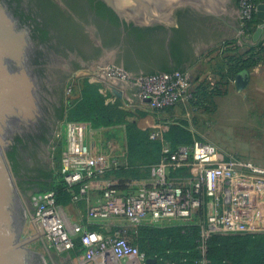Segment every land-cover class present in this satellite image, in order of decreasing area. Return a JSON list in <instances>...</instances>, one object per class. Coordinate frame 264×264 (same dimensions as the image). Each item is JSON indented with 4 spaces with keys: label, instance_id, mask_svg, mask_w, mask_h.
Instances as JSON below:
<instances>
[{
    "label": "built area",
    "instance_id": "1",
    "mask_svg": "<svg viewBox=\"0 0 264 264\" xmlns=\"http://www.w3.org/2000/svg\"><path fill=\"white\" fill-rule=\"evenodd\" d=\"M258 6L254 0H238V42L253 34L249 25ZM93 74L100 81L106 78L138 87L140 100L153 115L160 116L169 108L183 107L187 115L196 111L198 83L188 70L136 76L117 65L104 64ZM67 95L68 106L80 97L76 81L68 84ZM97 131L88 122L65 118L53 150L52 182L63 185L72 203L86 205L85 220L69 222L55 188L33 197L34 217L44 228L49 247L59 255L76 251L80 243L79 264H147L152 260L131 243L116 221L156 228L197 223L202 229L203 264H209L204 251L211 236L264 232V167L238 155L219 159L215 145L195 139L176 149L164 146L161 161L152 167L153 179L123 194L105 177L121 165V157L112 145L110 153L104 152ZM161 138V131L151 136ZM59 146L63 149L56 161ZM94 194L98 195L95 202Z\"/></svg>",
    "mask_w": 264,
    "mask_h": 264
},
{
    "label": "flooded vegetation",
    "instance_id": "2",
    "mask_svg": "<svg viewBox=\"0 0 264 264\" xmlns=\"http://www.w3.org/2000/svg\"><path fill=\"white\" fill-rule=\"evenodd\" d=\"M114 14L103 0H0L1 29L13 30L24 41L20 53L17 48L3 59L10 102L0 120V163L15 193V212L25 224L34 217V195L51 180L72 75L110 62L136 75L161 74L180 59L194 60L199 49L220 43L236 28L226 13L212 17L183 6L165 30L140 37L131 32L138 26L118 16L115 24ZM179 24L192 51L176 61L171 28Z\"/></svg>",
    "mask_w": 264,
    "mask_h": 264
},
{
    "label": "trees",
    "instance_id": "3",
    "mask_svg": "<svg viewBox=\"0 0 264 264\" xmlns=\"http://www.w3.org/2000/svg\"><path fill=\"white\" fill-rule=\"evenodd\" d=\"M257 5L264 4V0H254ZM112 12V11H111ZM256 16L249 25L250 32L253 33L258 26L256 22ZM113 22L117 24L118 17L113 15ZM133 27V25H132ZM160 30H165L164 26L154 27H133L132 33H136L138 36H144L147 33H152ZM172 41H171V54L177 61L180 55H186V52H191V46L187 39L186 28L180 24L171 28ZM226 52L237 51L236 41H230L225 44ZM237 53V52H236ZM235 53V54H236ZM181 58V57H180ZM225 66L227 74L219 72L215 77L216 83L212 81H197L196 87V102L193 103L196 107V111H200L205 108L208 103L206 101V95L209 92L216 89V85L224 86L227 83V78L241 73L249 75L253 68L257 67L264 60V46L259 45L256 48L251 49L250 52L244 53L242 57H225ZM194 60H182L178 61V65L171 69H164L163 73H170L175 71H186L193 64ZM188 63V64H185ZM126 71L133 73L132 70L126 69ZM134 74V73H133ZM160 73H150L145 76L158 75ZM136 75V74H135ZM77 85V93L80 97L73 102L70 106V115L72 110L77 106L84 103V84ZM83 87V89H81ZM100 106L105 105L101 100ZM86 109L89 112L90 117L84 118H70L69 121L90 122L93 124V128L96 130L104 126L112 125L111 118L101 117V121L96 120L95 108L92 104L86 101ZM176 110L175 108H169L165 112L171 113ZM183 115H185V109L183 107L177 108ZM195 111V112H196ZM194 113V112H193ZM89 120V121H88ZM103 120V121H102ZM101 123V124H100ZM103 123V124H102ZM126 158L125 165H120L116 168L110 169L105 177L115 183L114 188L119 191H126L128 186L135 182L145 180L149 177L152 167L157 165L162 158L163 147L166 143L172 149H176L182 145H190L195 141V136L190 130L183 125H169L164 124L161 120V116H156L150 112L140 111L138 114V122L126 123ZM186 125V123H185ZM156 131H161V139H151V136ZM62 146L56 149L55 159L58 161L61 155ZM55 188L57 190L58 204L65 206L64 202H70L69 195L64 191L62 184L55 185L51 180L49 183L43 186V191H47ZM144 229L145 239L141 242L140 251L146 255L148 259L156 260L157 264H203L202 263V251L199 249L201 236V226L199 224L191 223L186 228L178 225L169 227L156 228L150 226H137ZM94 229V228H93ZM262 233L234 235L247 238H256ZM254 238V239H255ZM130 240V239H129ZM131 241V240H130ZM132 243V242H131ZM148 243V245H147ZM133 244V243H132ZM135 245V244H133ZM222 245V238L219 234H215L205 241V260L209 264H264V238L252 240V242H245L241 244L240 251L233 254L229 249H220ZM136 246V245H135ZM80 243H77V250L80 249ZM82 251H80L81 253Z\"/></svg>",
    "mask_w": 264,
    "mask_h": 264
},
{
    "label": "rangeland",
    "instance_id": "4",
    "mask_svg": "<svg viewBox=\"0 0 264 264\" xmlns=\"http://www.w3.org/2000/svg\"><path fill=\"white\" fill-rule=\"evenodd\" d=\"M237 15L239 20L238 0ZM243 54L239 50L227 52L228 57H242ZM96 69H98V66L82 69L72 75L71 79H68L69 81H76L78 85L82 84L83 86L84 84V103L82 106L79 105L74 108L72 115L69 113L70 105L68 106L65 103L64 118H67L68 115L70 118L79 119L81 116L89 118L90 115L86 109V101H88L95 108L96 120L101 121V117L106 116L108 119L110 117L112 121V125L97 129L103 137L104 152L110 153V143L113 146L117 145L120 152L121 148L126 145V123H136L138 122L140 111H150L142 107L141 103L137 104V102H132L130 99L127 100L120 92L121 87L119 84H112V81L106 78H102L101 81L97 80L93 74ZM250 76L246 85L237 83L236 75L231 76L230 82L226 87L225 85H216V89L212 88L214 91H210L206 95L205 98L208 105L205 108L188 116L181 115L180 111H172L166 117L161 115L162 122L169 125H183L192 132L196 140L212 143L219 149V159L226 154L238 155L245 160H251L264 167V91L260 90V88H264V79H255L252 75ZM101 100L104 101L105 105H99ZM90 125L93 128V124L90 123ZM164 146H169V144L166 143ZM151 179L153 177L150 173L147 179L135 181L133 182L135 184L131 183L126 191L121 192L123 194L133 192L140 185L149 183ZM63 204L69 214L85 217V210L80 205L71 201H63ZM116 223L126 231L127 238L141 248V242L145 239V228L130 226L125 223H119V221H116ZM177 225L186 228L184 226L189 225V223ZM36 234L37 229L31 221H28L21 233V239L25 240ZM219 235L222 238V245L219 248L229 249L233 254L240 251L241 244L264 238V232L260 236L254 237L255 239L227 234ZM26 248L42 256L46 264H53V262L54 264H79L81 258L80 250L59 255L54 249L49 247L45 238L44 241L37 240L30 243Z\"/></svg>",
    "mask_w": 264,
    "mask_h": 264
},
{
    "label": "water",
    "instance_id": "5",
    "mask_svg": "<svg viewBox=\"0 0 264 264\" xmlns=\"http://www.w3.org/2000/svg\"><path fill=\"white\" fill-rule=\"evenodd\" d=\"M116 15L128 23L138 27H154L157 25L167 26L177 8L192 6L205 15L217 17L220 13H226L229 23L236 28L225 38L236 35L239 28L237 15V0H103ZM236 1V2H235ZM258 15L264 19V4L258 6ZM263 28L255 31L253 39L259 41ZM224 39V40H225ZM24 43L22 37L11 29H1L0 25V120L10 102V96L4 91V68L3 59L10 56L18 48L20 53ZM213 46V45H211ZM203 47L198 50L195 59L205 50ZM194 59V60H195ZM112 63V62H110ZM176 72V71H175ZM181 72V71H180ZM171 73V72H170ZM165 74V73H161ZM135 75V74H134ZM160 75V74H158ZM141 76V75H136ZM237 83L246 85L248 76L239 75ZM0 144L2 137L0 133ZM52 181V176H51ZM44 192V191H42ZM15 193L9 181V176L0 163V264H46L42 256L29 251L26 248L30 243L45 238L44 228L38 225L32 216V224L37 229V234L22 240L21 233L25 221L16 214L14 206ZM53 262V259H52ZM156 260H147V264H156ZM54 264V262H53Z\"/></svg>",
    "mask_w": 264,
    "mask_h": 264
},
{
    "label": "crops",
    "instance_id": "6",
    "mask_svg": "<svg viewBox=\"0 0 264 264\" xmlns=\"http://www.w3.org/2000/svg\"><path fill=\"white\" fill-rule=\"evenodd\" d=\"M256 22H257V27L255 28L253 34L251 36H248L247 38H245L243 41L238 42L237 40V36H238V30L235 36L227 38L223 41H221L218 44H215L213 46H211L210 48H208L207 50H205L204 52H202L194 61L193 64L188 68L189 73L191 74V76L196 79L197 81H212L213 83H216V80H218L217 78H215L219 72H222L223 74H227V69L225 66V57L227 56V52L225 51V44L227 42L230 41H236L237 43V48L240 52L242 53H248L251 51V49L258 47L259 45L264 46V19H262L261 17H259L258 15V11H257V16H256ZM263 28V33L259 39V41H255L253 39V36L255 34V31L259 28ZM216 47V48H215ZM239 75L245 76L247 74L245 73H241L238 74L236 77L238 78ZM250 75H252V77H254L255 79H264V60L261 64H259L257 67L253 68L252 71L250 72ZM250 75H247L248 77ZM236 78V79H237ZM251 78V76H250ZM112 81V80H110ZM227 83H225V87L229 84V77L227 78ZM112 84H119V86L121 87L120 92L123 94V96L125 98H127V100H131L132 102H137L141 103L142 107H145L147 109V111H150L148 106L146 104H144L140 98H139V89L136 86L133 85H128V84H124L118 81H112ZM261 91H264V88H260ZM174 111H179V110H174ZM170 113L168 112H163L161 115L163 116H168ZM180 114L182 115V113L180 112ZM160 115V116H161ZM191 115V114H188ZM187 114H185L184 116H188ZM164 117V118H165ZM97 139L99 141H101V144L104 146V141H103V137L100 133V131H97ZM112 144L110 143L109 147ZM113 146V145H112ZM117 152L118 155H120V164L121 165H125L127 162V158H126V145H124V148H121V151L119 152V148L117 145H114V148ZM111 151V148H110ZM151 181V180H150ZM135 184V183H132ZM93 201H97L98 200V195L94 194L93 195ZM80 205V207H83V209L85 210V217H81L78 215H72L69 214L66 211V206H61L63 212L65 213V215L67 216L69 222L72 223H82L85 218H86V205L84 203H80L78 204Z\"/></svg>",
    "mask_w": 264,
    "mask_h": 264
}]
</instances>
